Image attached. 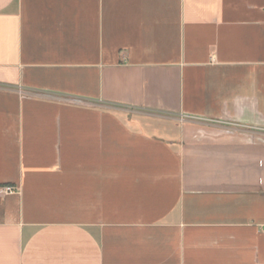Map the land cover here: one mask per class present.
I'll use <instances>...</instances> for the list:
<instances>
[{"label": "crops", "instance_id": "0c3cea01", "mask_svg": "<svg viewBox=\"0 0 264 264\" xmlns=\"http://www.w3.org/2000/svg\"><path fill=\"white\" fill-rule=\"evenodd\" d=\"M0 264H264V0H0Z\"/></svg>", "mask_w": 264, "mask_h": 264}, {"label": "built area", "instance_id": "2783aa9c", "mask_svg": "<svg viewBox=\"0 0 264 264\" xmlns=\"http://www.w3.org/2000/svg\"><path fill=\"white\" fill-rule=\"evenodd\" d=\"M18 190V188L17 187H15V186H1L0 187V193H12V192H15V191H17Z\"/></svg>", "mask_w": 264, "mask_h": 264}]
</instances>
